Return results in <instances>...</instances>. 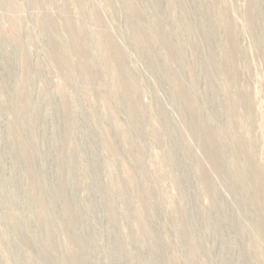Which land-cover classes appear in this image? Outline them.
<instances>
[{"label":"rangeland","instance_id":"rangeland-1","mask_svg":"<svg viewBox=\"0 0 264 264\" xmlns=\"http://www.w3.org/2000/svg\"><path fill=\"white\" fill-rule=\"evenodd\" d=\"M0 264H264V0H0Z\"/></svg>","mask_w":264,"mask_h":264},{"label":"bare ground","instance_id":"bare-ground-1","mask_svg":"<svg viewBox=\"0 0 264 264\" xmlns=\"http://www.w3.org/2000/svg\"><path fill=\"white\" fill-rule=\"evenodd\" d=\"M200 205V204H199Z\"/></svg>","mask_w":264,"mask_h":264}]
</instances>
